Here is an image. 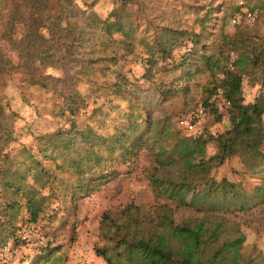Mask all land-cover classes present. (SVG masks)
I'll return each instance as SVG.
<instances>
[{"label":"trees","instance_id":"1","mask_svg":"<svg viewBox=\"0 0 264 264\" xmlns=\"http://www.w3.org/2000/svg\"><path fill=\"white\" fill-rule=\"evenodd\" d=\"M74 2L0 0V87L2 84L5 87L12 75H19L23 86H36L51 92L55 99L59 98L56 114L67 117L65 127L34 135L32 143H21L14 152L7 147L16 136L5 121L4 125L0 123L3 134L0 136V247L10 238H17L19 227L15 223L18 217L25 222L22 224H30L36 223L44 213L48 205L45 203L58 181L56 170L67 166L79 176L77 183H66V188L76 197L94 189L95 179L104 178L107 171L98 166L107 158L102 152L127 160L130 155L136 157L147 148L155 162L151 176L158 179L162 169L172 168L176 170V179L198 183L207 180L212 160L223 162L234 153L242 135L254 127L262 129L264 92L252 103H245L241 95L245 62L255 65L257 59L253 54L255 51L247 46L244 32H237L224 42L228 47L226 53L223 48L210 53L216 31L208 30L214 23L202 25L195 32L181 26L178 19L168 17L164 11L151 15L145 13L146 8L141 5L133 10L134 0H118L106 17L100 16L89 3L84 20L77 23L69 18ZM207 15L212 18L209 13ZM98 33L100 38L96 45H100L99 50L97 46L89 45ZM110 41L122 50L121 54L108 53ZM181 44L188 49L180 56L181 61L175 68L185 61L187 70L195 66L187 74L189 80L205 69L213 77L209 94L201 104L205 115L214 112L216 122L225 116L234 119L230 128L211 137L216 151L208 158L205 157V143L179 131L183 129L179 120L198 105L178 118L179 129L173 128L165 117L161 120L160 130L152 132V116L139 100L136 87L132 85L134 82L120 70L111 68L118 64L121 56L140 47L144 52L145 73L142 76L147 78L148 73L149 76L152 74V68L158 64L156 70H160L174 48ZM8 51L14 53V58ZM232 53L235 55L233 68L228 69ZM48 54L50 63H69L73 81L91 84L94 91L99 88L96 78L113 72L114 80L104 87V102L84 110L85 97L74 82L67 85L62 77L47 74L42 69L47 65L43 55ZM224 62L226 69L223 70ZM218 89L229 101L228 106L220 105L214 98ZM1 99L0 116L4 114L5 117L7 111L3 109ZM103 127L115 131L104 133ZM169 137L172 141L168 142ZM259 154L264 157V152ZM216 182L215 179L210 181V197L218 184L223 192L225 187L228 188L224 195L234 189V184L224 178ZM256 191L262 196L264 184ZM173 210L167 203L156 205L147 215H141L139 207L126 208L121 215L131 216L130 221L124 224L112 221L113 245L98 247L96 251L108 264H122V259L133 261V264H255L254 256L242 253L243 233L236 226L228 230L224 215L195 210L176 220ZM144 223L148 225H142ZM41 249L40 254L45 255L33 264H42L54 252L50 245Z\"/></svg>","mask_w":264,"mask_h":264},{"label":"rangeland","instance_id":"2","mask_svg":"<svg viewBox=\"0 0 264 264\" xmlns=\"http://www.w3.org/2000/svg\"><path fill=\"white\" fill-rule=\"evenodd\" d=\"M117 1L75 0L69 18L71 21L81 23L87 12L86 5L89 3L100 16L106 17ZM134 2L133 10L141 5L146 8L145 13L151 15L164 11L168 17L178 19L177 22L181 26L184 25L195 32H198L202 25L214 23V29L208 30L216 31L215 40L211 42L212 47L209 49L210 53L211 51L215 53L221 48L226 53L228 47L224 42L237 32H244L248 41L247 46L255 51L253 54L257 59L255 65L245 62L241 82L242 98L245 103H252L258 94L264 92V0H134ZM239 8L255 11L254 20L246 22L242 19L240 23L232 24L231 19ZM99 38L98 33L91 39L89 45L97 46L99 50L100 45H96ZM2 46L4 47L3 43ZM187 49L183 44L175 47L161 69L156 70L157 64L152 68V74L150 76L147 74V78L142 76L145 73L142 61L144 52L140 47L131 54L121 56L118 64L111 67L120 70L134 82L132 85L136 87L139 100L152 116V132L160 130L161 120L165 117L169 119L173 128L179 129L178 118L189 109L202 104L209 94L213 77L208 69L197 73L189 80L187 74L195 68L194 65L187 70L184 61L183 65L175 68L181 61L180 56ZM113 52L121 54L122 50L110 41L108 53ZM8 53L14 58L12 51ZM49 56L43 55L47 65L42 69L47 74L62 77V81L67 85L74 82L76 89L85 97L82 107H85L84 110L88 111L104 102V87L108 81L114 80L113 72L97 77L96 83L99 88L94 91L91 84L73 81L69 63L64 65L50 63ZM223 65L224 70L225 62ZM2 81L4 83V79ZM50 93L36 86H23L19 75L9 77L5 87L2 84L0 97L7 116L1 115L0 123L4 125L5 121L16 136V140L12 141L7 149L10 148L14 152L21 143H32L34 135L54 132L59 127L67 125V117L56 114L61 100L55 99ZM87 121L90 122L89 119ZM233 121L232 117L225 116L220 122H216V115L212 111L204 116L201 125L203 134L196 139L200 143H205L206 158L216 151L211 137L230 128ZM114 131L115 129L102 128L104 133L112 134ZM179 131L184 135L188 133L181 128ZM261 131L254 127L242 135L236 143L234 153L221 163L217 159L212 160L207 180L198 183L176 179V170L172 168L162 169L158 173V179L151 176L155 162L147 148H143L136 157L130 155L127 160L110 155L106 151L102 152L107 158L100 161L98 166L107 171L104 178L95 179L94 189L84 195L76 193V197L66 188V183H77L79 176L67 166L63 170H56L58 181L54 183V192L45 203L48 205L44 213L36 223L30 224H22L25 222L18 217L15 223L19 227L17 238H10L0 247V259H7L8 264H33L37 258L45 255L40 254L41 247L50 245L54 252L42 264H108L96 249L104 245L110 248L113 245L115 238L111 232L112 221L121 224L130 221L131 216L121 215L126 208L139 207L141 215H145L151 213L156 205L167 203L171 209H175L173 215L176 220L191 215L195 210L224 215L228 230L236 226L243 233V255H252L255 264H264V192L260 196V191H256L260 184H264V157L259 154L264 152V118ZM0 136H3L1 130ZM167 141L172 140L169 137ZM164 143L166 144V141ZM222 178L233 183L234 189L224 195L228 188L225 187L223 192L218 184L210 197L208 195L210 181L215 179L216 183H219ZM107 216L109 218H106ZM142 225L146 226L148 223ZM129 229L132 230L133 227ZM4 247H7V250ZM107 254H111V251H107ZM121 263L134 262L122 259Z\"/></svg>","mask_w":264,"mask_h":264},{"label":"built area","instance_id":"3","mask_svg":"<svg viewBox=\"0 0 264 264\" xmlns=\"http://www.w3.org/2000/svg\"><path fill=\"white\" fill-rule=\"evenodd\" d=\"M256 16V12L244 8H240L238 12H236L232 19V24H238L241 22L242 19H244L246 22H251L254 20ZM235 55L232 53L230 61L227 63V68L232 69L233 68V59ZM220 77H222V74H220ZM214 98L220 103L222 106H228L229 101H227L225 98H223L222 91L220 89L217 90L216 94L214 95ZM205 116L204 108L202 105H198L195 110L190 111L186 114V116L182 117L179 120V126L185 129L189 135L193 137H198L203 134V129L201 128V125L203 123V119ZM7 250V247H4ZM0 264H8L7 259H0Z\"/></svg>","mask_w":264,"mask_h":264}]
</instances>
